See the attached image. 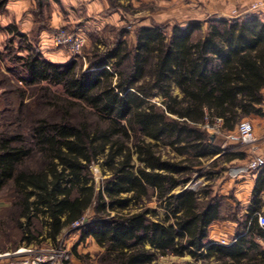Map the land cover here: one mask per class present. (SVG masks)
<instances>
[{"label":"trees","instance_id":"trees-1","mask_svg":"<svg viewBox=\"0 0 264 264\" xmlns=\"http://www.w3.org/2000/svg\"><path fill=\"white\" fill-rule=\"evenodd\" d=\"M8 1L0 0V11ZM126 34L104 49L95 45L86 66L79 58L54 63L33 49L14 57L20 81L43 92L56 116L32 120L27 134L0 132V198L10 202L0 211V244L58 246L86 217L78 245L92 238L98 264L185 255L264 264V229L253 211L241 222L250 224L245 235L214 243L211 224L237 220L233 207L206 188L185 189L203 159L222 151L207 120L221 119L228 133L242 119L264 116V14L215 20L205 32L199 22L170 31L141 26L133 46ZM19 90L23 100L26 90ZM97 163L108 172L99 187L91 170ZM151 201L164 207V217L151 211ZM72 254L85 259L77 246Z\"/></svg>","mask_w":264,"mask_h":264},{"label":"rangeland","instance_id":"rangeland-1","mask_svg":"<svg viewBox=\"0 0 264 264\" xmlns=\"http://www.w3.org/2000/svg\"><path fill=\"white\" fill-rule=\"evenodd\" d=\"M94 1L97 3L92 7L91 17L87 19L90 20L91 24L87 27L85 36L86 43L83 47L82 55L78 57L79 61L83 63L84 66H86L87 57L90 55L95 45H98L101 49H104V43L112 46L122 31H127L123 39H126L129 45L133 46L135 42V32L141 26L161 25L170 31L172 26L176 24L186 26L191 22H199L202 25L203 32H205L210 22L215 20L223 18L232 20L247 14H264V0H248L246 2L242 0H124L116 4H112L109 0H87L85 2L80 1L78 7L81 4L82 6L78 9L87 13L86 8L84 9V5ZM99 2L101 4H99ZM103 3H105V6H103ZM17 5V3L11 4L13 13H15L14 9H16L15 6ZM19 5L20 10L19 8L17 9L20 12V21H22L20 25L24 24L23 20L27 17L32 19L29 38L35 46L39 45L40 34L43 31L51 32L52 37L59 29L76 32L71 26L59 27L60 25L57 26L53 23L52 14L56 7L52 2L45 3L44 7H39L36 0H28L26 5L25 3ZM67 15L66 12L63 14L65 18ZM100 17L106 20L100 19ZM2 19H12V10L7 9V5L4 10L0 11V21ZM21 48H23L22 43L18 42V40L13 43L10 39H7L0 45V132H14L17 130L27 134L29 123L32 120L38 118H54L56 116V113L53 112L52 108L47 104L49 100L40 96L43 92L38 91L34 86H26L20 81V74L18 73L19 65L14 57H17L16 55ZM51 87L55 92L62 91L61 87ZM20 88L26 90V95L23 100L20 97ZM22 101L24 108L22 112H20V104ZM153 101L159 102L160 98L156 97ZM247 119L251 120L250 118ZM251 122L254 125L252 120ZM260 138L262 139L261 142L264 143V135H261ZM214 139L216 144L226 148L230 147L231 151H247V148L241 144L230 143L224 134L215 135ZM173 156L174 153H171L170 157ZM246 165L247 163H245L242 168L245 169ZM91 170L95 177L97 187H99L101 181L107 177L108 172L100 163L94 164ZM209 170L208 164L204 162L203 165L193 172L192 179L189 182L191 189L201 191L204 188L210 190L215 186H219L220 182H217V179H207L206 176ZM230 170H234L233 166H230L228 173ZM180 189V187L177 188L176 192H179ZM214 196L222 197L219 194ZM1 199L4 200V198H0V200ZM224 203L225 208L227 205L233 207L230 212L231 214L236 213V211L238 212L239 205H236L232 200L225 198ZM147 205L152 212L155 213V211H158L160 213L159 216L164 215V211L159 203L151 201ZM227 213L229 212H223V215L226 216ZM79 239L80 231L70 228L59 239L58 246H54L53 243L49 241L34 245L37 247L38 251L52 254L57 253L61 248L67 250L71 253L70 264H98L97 255L100 253L98 246L95 245L91 239L78 245ZM21 245L15 246L13 242L1 243L0 254L13 252L21 247ZM76 246L78 253L85 256L84 261L75 258L72 254V249ZM188 262L191 264H209V262L203 263L199 260L196 261L190 255H185L183 257H160L157 263L185 264Z\"/></svg>","mask_w":264,"mask_h":264},{"label":"crops","instance_id":"crops-1","mask_svg":"<svg viewBox=\"0 0 264 264\" xmlns=\"http://www.w3.org/2000/svg\"><path fill=\"white\" fill-rule=\"evenodd\" d=\"M27 1L28 0L8 1L7 9L12 10V19H2L0 21V45L7 39H10L13 43L18 40V42L22 43L23 47L19 49V56H26L30 52V49H33L40 52L44 58L54 63H66L71 60L72 57L67 52L53 47V37L51 32L43 31L40 34L39 45H34L29 38L32 19L27 17L23 20L24 24L20 25V22L22 21H20V12L17 9L20 7L19 4L25 3L26 5ZM80 1L85 2L87 0H50V2L56 7L52 14L53 23L57 26L60 25L59 27L71 26V28H74L85 37L87 27L91 24L90 20L87 19L91 17L92 7L97 2L94 1L89 4H83L84 9L86 8L87 10V13H85L78 9L82 6L81 4L78 7ZM242 1L246 2L248 0ZM12 3L18 4L15 6V13H13V7H11ZM99 4L101 3L99 2ZM103 6H105V3H103ZM65 12L68 14L66 18L63 16ZM100 19L106 20L103 17H100ZM176 94H179L178 90L176 91ZM261 108L264 112V102L261 105ZM250 119L254 122L257 135L260 137L261 135H264V116L253 115ZM215 145L220 147L222 151L212 157L204 158L203 163L205 162L208 164V168L210 169L206 176L207 179H217L216 181H219L220 184L219 186L210 189L211 191L207 190L210 193V196L219 194L224 197V199L227 198L232 200L236 205H239V208L238 212L236 211L237 220L225 219L211 224L208 232V240L214 243L230 245L236 242L241 235H245L250 227V224H248L245 229L243 228L244 225L241 224L243 218L248 216L252 211L254 214L257 212L264 214V169L256 172H239L236 169L247 163L249 158L247 151L245 158H240L239 156L245 151H231L230 147L226 148L216 143ZM230 166H233L234 172L230 170L228 173ZM205 197L207 196L204 194L200 195L201 199H204ZM9 205L10 202L1 199L0 211ZM161 208L164 211V215L162 214L163 216L160 215L159 217H164L166 211L163 206H161ZM159 214L160 213L158 212V215ZM90 239L94 242L92 238H89L88 240ZM47 241L51 242L50 240ZM260 243L264 246L262 241H260ZM94 244L97 245L95 242ZM6 261V258H0V264H4Z\"/></svg>","mask_w":264,"mask_h":264},{"label":"built area","instance_id":"built-area-1","mask_svg":"<svg viewBox=\"0 0 264 264\" xmlns=\"http://www.w3.org/2000/svg\"><path fill=\"white\" fill-rule=\"evenodd\" d=\"M86 43L85 37L80 32H71L66 29H59L54 33L53 45L55 48L65 50L72 58H78L82 55L83 47ZM204 128L211 135L224 134L230 143L241 144L247 148L248 162L246 168L239 167L236 169L239 172L246 171H260L264 169V143L257 135L255 127L251 120L242 119L234 131L225 133L223 129V122L216 118L211 124L207 120ZM213 136V137H214ZM188 185L185 189L190 188ZM259 225L264 229V214L257 212L254 216ZM87 221V218H82L73 223L71 228L79 229ZM70 252L61 248L57 253H47L38 251L34 244L23 245L13 252L0 254V258H6L4 264H68L71 260Z\"/></svg>","mask_w":264,"mask_h":264}]
</instances>
